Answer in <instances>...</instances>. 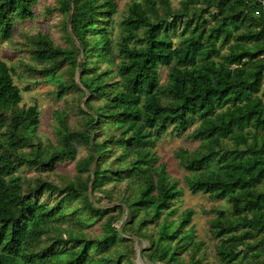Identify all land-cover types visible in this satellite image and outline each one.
Here are the masks:
<instances>
[{
  "label": "trees",
  "instance_id": "obj_1",
  "mask_svg": "<svg viewBox=\"0 0 264 264\" xmlns=\"http://www.w3.org/2000/svg\"><path fill=\"white\" fill-rule=\"evenodd\" d=\"M36 2L0 0V39L11 37L17 20L34 17ZM58 3L70 46L38 34L32 54L42 64L37 72L57 83V96L85 97L79 108L82 126L71 129L66 113L56 110L55 144L36 143L39 108L19 105L14 69L0 57V264H135L126 230L147 237L153 262L203 264L202 256H195L202 244L193 225L188 227L193 211L173 218L183 190L152 151L170 127L181 135L193 124L189 137L199 146L180 149L176 157L189 172L192 194L228 204L210 220L219 264H264L260 3L180 0L172 8L169 0H126L117 26L118 0ZM64 62L68 81L57 71ZM161 67L167 69L164 80ZM80 146L87 154L75 162L76 174L63 186L19 173L25 166L47 172L60 161H75ZM109 182L112 188L126 182V193L111 207L116 214L89 197L101 192L112 198V189L103 188ZM46 194L58 197L52 204L40 201ZM124 212L121 228L114 227ZM68 215H86L91 222L105 218L102 231L88 238L81 227H62ZM150 223L156 225L152 231Z\"/></svg>",
  "mask_w": 264,
  "mask_h": 264
},
{
  "label": "rangeland",
  "instance_id": "obj_2",
  "mask_svg": "<svg viewBox=\"0 0 264 264\" xmlns=\"http://www.w3.org/2000/svg\"><path fill=\"white\" fill-rule=\"evenodd\" d=\"M172 8H178L180 6V0H169ZM118 12L114 16V25L120 22L123 13L126 11V0H118ZM34 17L26 20H17L15 29L9 39H0V57L4 60L9 67L14 69L13 79L15 84L21 89V102L20 106H30L36 104L40 111V124L38 125L36 132L37 137L35 142L40 143L42 146L47 145V142L55 144V129L56 121L54 112L56 110H62L67 115V124L71 129L81 128V114L79 108L82 107V101L85 97H79V95L72 92H66L61 97L57 96V83L49 81L47 78L42 77L37 72L42 68V64L33 59L32 51L35 47L36 36L38 34L48 36L55 45L61 47L70 46L69 41L66 38V33H69V28L65 29L66 16L59 10L58 0H37L34 6ZM117 31L114 32V35ZM173 36V35H172ZM116 39V35L114 36ZM173 39L177 40V35L173 36ZM117 54V51L114 52ZM78 56V60H80ZM118 59H115V64ZM106 63H101L100 68L105 69ZM67 64L64 62L62 67L58 71V75L62 80H69L67 73ZM114 68V66H113ZM36 69V71L34 70ZM166 67L160 68L161 79H165ZM73 80L78 82L79 76L76 72L73 76ZM114 80H117L115 77ZM196 126L193 124L184 133L179 135L177 132L168 131L163 134L154 144L152 151L160 158V161L165 163L166 171L169 173L172 179L178 181V187L182 188L183 195L181 200L176 202L174 207H177L176 213L191 209L193 215L191 222L188 225H193L194 238L200 242V251L195 256H202L203 264H219L216 254L215 245L218 242L217 238L213 236L210 231V220L216 217L218 210L228 209V204L224 200L210 199L208 194L197 192L192 194L187 186V178L189 172L181 167L179 159L176 157V152L180 149L193 151L199 146V141L189 137V132ZM28 151V149H25ZM87 154V150L84 146H80L76 155V159L68 161L58 162L51 171L41 172L34 167H22L19 169V173L25 178L33 179L36 177H42L45 180L56 183L63 186L68 181H71L76 174L75 162L81 160ZM113 182H109L103 186V188L112 189V198H107L104 193L90 192L89 197L93 203L102 208H107L109 214H116L117 209L112 210L111 207H115L116 196L121 197L126 193V182H122L119 185L111 187ZM128 191V190H127ZM58 197V194L53 196L45 195L40 198V201L47 200L51 204L53 198ZM76 203H71V206ZM75 215H68L61 223L62 227L72 226L77 230L81 227L84 235L88 238H94L102 231V225L105 218L89 221L86 215H81L80 218H73ZM118 218L113 222V226L121 228L123 221L126 218V212L122 215H117ZM79 219L80 223L76 220ZM148 231H152L156 228L155 223L147 225ZM123 236L126 237V244L132 246L134 252L131 254L133 263L135 264H165L159 261H152L148 258L149 241L146 236L139 237L135 233L126 230L123 232ZM180 255L187 260V252H182ZM122 263V262H121Z\"/></svg>",
  "mask_w": 264,
  "mask_h": 264
},
{
  "label": "built area",
  "instance_id": "obj_3",
  "mask_svg": "<svg viewBox=\"0 0 264 264\" xmlns=\"http://www.w3.org/2000/svg\"><path fill=\"white\" fill-rule=\"evenodd\" d=\"M257 1L260 3V5L262 6V8L264 10V0H257Z\"/></svg>",
  "mask_w": 264,
  "mask_h": 264
}]
</instances>
